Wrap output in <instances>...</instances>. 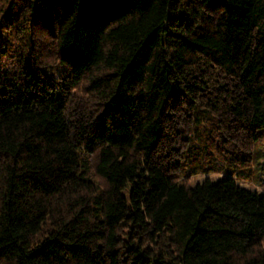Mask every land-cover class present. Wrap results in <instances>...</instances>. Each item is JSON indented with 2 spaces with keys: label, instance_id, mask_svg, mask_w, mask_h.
<instances>
[{
  "label": "trees",
  "instance_id": "obj_1",
  "mask_svg": "<svg viewBox=\"0 0 264 264\" xmlns=\"http://www.w3.org/2000/svg\"><path fill=\"white\" fill-rule=\"evenodd\" d=\"M263 143L264 0H0V264H264Z\"/></svg>",
  "mask_w": 264,
  "mask_h": 264
},
{
  "label": "rangeland",
  "instance_id": "obj_2",
  "mask_svg": "<svg viewBox=\"0 0 264 264\" xmlns=\"http://www.w3.org/2000/svg\"><path fill=\"white\" fill-rule=\"evenodd\" d=\"M260 152L256 155V159L253 160V167L251 172L246 170V168L240 169L237 174H235V181L238 186L245 189L257 192L264 197V143L259 148ZM248 169V168H247ZM225 170V168H222ZM224 177V173L221 170L215 173L198 175L190 179V186L194 187L198 183H202L205 179H210L213 182H217Z\"/></svg>",
  "mask_w": 264,
  "mask_h": 264
}]
</instances>
